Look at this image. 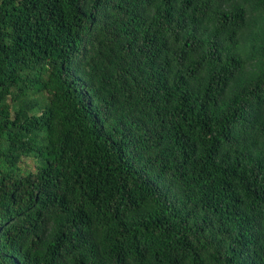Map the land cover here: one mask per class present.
<instances>
[{"label":"trees","instance_id":"16d2710c","mask_svg":"<svg viewBox=\"0 0 264 264\" xmlns=\"http://www.w3.org/2000/svg\"><path fill=\"white\" fill-rule=\"evenodd\" d=\"M0 264H264V0H0Z\"/></svg>","mask_w":264,"mask_h":264},{"label":"rangeland","instance_id":"374dc122","mask_svg":"<svg viewBox=\"0 0 264 264\" xmlns=\"http://www.w3.org/2000/svg\"><path fill=\"white\" fill-rule=\"evenodd\" d=\"M32 112H38V110L34 109ZM22 166L29 169H33L35 166L34 159L31 157H24L22 161Z\"/></svg>","mask_w":264,"mask_h":264}]
</instances>
